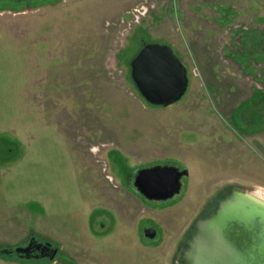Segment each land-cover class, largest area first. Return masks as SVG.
I'll return each instance as SVG.
<instances>
[{"label": "rangeland", "instance_id": "obj_1", "mask_svg": "<svg viewBox=\"0 0 264 264\" xmlns=\"http://www.w3.org/2000/svg\"><path fill=\"white\" fill-rule=\"evenodd\" d=\"M148 42L188 69L174 105L132 79ZM156 164L189 169L173 198L133 185ZM233 188L264 197V0L0 5V264H182Z\"/></svg>", "mask_w": 264, "mask_h": 264}, {"label": "water", "instance_id": "obj_2", "mask_svg": "<svg viewBox=\"0 0 264 264\" xmlns=\"http://www.w3.org/2000/svg\"><path fill=\"white\" fill-rule=\"evenodd\" d=\"M131 76L153 106L174 105L189 87L188 69L169 44H145L131 61ZM188 175L187 168L156 164L140 168L134 185L149 200H167L181 192ZM145 235L154 238L155 228L147 227ZM50 249L51 244L46 243L35 257L49 255L53 259L58 250L46 254ZM16 250L31 257V247ZM178 260L182 264H264V197L233 188L210 214L196 222Z\"/></svg>", "mask_w": 264, "mask_h": 264}, {"label": "flooded vegetation", "instance_id": "obj_3", "mask_svg": "<svg viewBox=\"0 0 264 264\" xmlns=\"http://www.w3.org/2000/svg\"><path fill=\"white\" fill-rule=\"evenodd\" d=\"M56 1L57 0H0V5L1 4H6V6L17 5L19 7L20 6H24V7L31 8V7H38L40 5H45V4H48V3H55ZM134 179L135 178H131V180L133 181V185H134ZM44 244H46V243H44ZM42 246L43 245H41V247H39V244L38 243L33 242L32 243V246H31L32 249L30 250L31 256H33V255L34 256L40 255V252L42 250ZM52 248L53 247H51L50 250L45 251V253L47 254V253L51 252Z\"/></svg>", "mask_w": 264, "mask_h": 264}, {"label": "trees", "instance_id": "obj_4", "mask_svg": "<svg viewBox=\"0 0 264 264\" xmlns=\"http://www.w3.org/2000/svg\"><path fill=\"white\" fill-rule=\"evenodd\" d=\"M208 215V214H207Z\"/></svg>", "mask_w": 264, "mask_h": 264}]
</instances>
